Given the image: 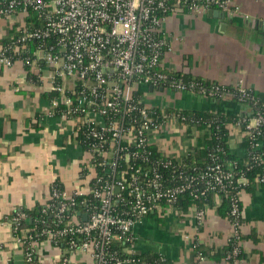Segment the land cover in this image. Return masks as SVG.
<instances>
[{"label":"built area","instance_id":"2783aa9c","mask_svg":"<svg viewBox=\"0 0 264 264\" xmlns=\"http://www.w3.org/2000/svg\"><path fill=\"white\" fill-rule=\"evenodd\" d=\"M214 8L227 14L238 10L232 0L0 3V19L30 12L36 16L35 23L23 20L12 36L0 43V68L20 62L47 83L46 91L53 94L52 112L80 137L84 159L79 175L87 180L84 190L75 189L71 194L60 184H51L48 200L40 205L42 212L52 217V224L45 223L38 231L18 228L17 221L26 217L23 212L11 217L13 232L21 231L16 237L26 264H36L41 241L61 251L58 264H75L76 254L87 257L89 264L131 263L139 254L134 247L136 225L156 212L179 214L172 206L183 193L194 199L186 214H193L201 226L208 204L199 207L197 201L206 199V194L221 199L230 189L237 190L227 220L230 233L240 238L244 213L239 195L250 183L246 174L256 166L264 167V103L251 88L239 85L227 89L192 78L184 81L178 71L163 66L164 54L172 49L166 31L168 19L179 14L197 16ZM149 87L230 98L243 106L231 129L240 132L246 142L242 154L237 155L246 167L236 170L235 160L222 161L213 150L197 160L188 145L180 146L182 156L168 154L170 142L187 130L186 117L182 109L149 101ZM253 182L256 189L264 186V168L255 173ZM193 238L192 247L196 243ZM115 242L127 243L122 247L125 255L111 250ZM158 255V264H178L167 262L163 253ZM197 258L203 255L199 253Z\"/></svg>","mask_w":264,"mask_h":264},{"label":"crops","instance_id":"0c3cea01","mask_svg":"<svg viewBox=\"0 0 264 264\" xmlns=\"http://www.w3.org/2000/svg\"><path fill=\"white\" fill-rule=\"evenodd\" d=\"M232 1L238 7L236 13L169 18L166 31L172 49L164 54L163 66L224 86L242 85L264 95V0ZM25 17L19 13L0 19V42L7 41ZM32 76L36 77L20 62L0 70V264H26L23 248L12 230L11 217L17 210L46 202L54 182L68 194L87 186V180L79 175L83 148L70 124L52 112L53 94L46 91L47 83ZM147 92L149 101L168 108L243 113V106L230 98H206L151 87ZM187 143L182 135L170 142L166 152L182 156L180 146ZM229 144L236 155L242 154L241 134L235 128ZM242 196L245 258L213 261L207 256L199 259L193 251L190 237L196 243L217 248L230 234L227 218L216 212L221 199L215 196L208 203L201 226H197L193 214L186 212H156L147 217L135 227L136 252H160L178 264H264V186ZM60 255L56 246L41 241L35 259L37 264H58ZM73 260L75 264H89L81 254Z\"/></svg>","mask_w":264,"mask_h":264},{"label":"trees","instance_id":"16d2710c","mask_svg":"<svg viewBox=\"0 0 264 264\" xmlns=\"http://www.w3.org/2000/svg\"><path fill=\"white\" fill-rule=\"evenodd\" d=\"M3 3V2H1ZM25 23H35L36 16L34 13L30 12L25 18ZM4 43V41L0 42ZM2 68H0L1 70ZM28 70V67H26ZM178 76H181L184 81H188L189 79H195L201 81L202 79L191 77L187 73H179ZM32 79H36V77L32 76ZM203 82V81H202ZM208 81L204 80V83ZM227 89L231 88L226 86ZM255 97L259 100V102L264 103V95L260 94L256 91H253ZM264 109V107H262ZM169 110V109H168ZM182 115L186 117V125L187 130L185 132V141H188V146H190V151L194 154V158L200 160L204 158L208 152V150H213V152L219 154L222 158V161H232L235 160L237 162V168L243 169L246 166L243 164V160L234 154L233 150L230 148L229 140L233 137V130L231 129V125L240 119L239 115L223 113L218 111H198V110H184L182 111ZM80 139V137H78ZM192 141V143L190 142ZM82 144V143H81ZM246 142L244 141L242 146H245ZM157 146V145H155ZM155 152V147H153ZM263 165L256 166L254 169L250 170L246 175L248 176L250 183L243 187V194L245 193H253L256 189V186L253 182V177L257 171H262ZM58 183V182H55ZM59 184V183H58ZM237 195V190L230 189L225 195H222L220 204L217 206V214L220 217L231 218L229 213L230 205H231V197ZM243 194L239 195V204L243 207ZM212 194H206L204 200L197 201V205L199 207H203L202 205L208 204L211 202ZM82 197H79V199ZM194 201L193 197L188 193H183L179 199L173 203V208L177 210L179 213L185 212L191 203ZM41 205H36L34 208L29 210H17L15 213L23 212L26 214V217L23 219H19L17 221L18 228L24 229H33L34 231L40 230L45 223L52 224V217L48 213H43L41 210ZM13 216V215H12ZM242 217V222L243 221ZM16 224V223H15ZM17 235H21V231L15 233ZM245 235L241 233L240 238L236 239L232 235L226 238V241L223 245L214 248L208 247L203 244L195 243L193 247V251L195 255L202 254L203 257L207 256L211 258L213 261L225 260L228 262H234L236 260H240L246 257V253L242 247V241L245 239ZM43 238V237H42ZM40 238V239H42ZM240 240V241H239ZM127 243H117L115 242L111 246V250H115L118 256L125 255L122 247ZM237 249L238 251L234 250ZM135 260L131 263L126 264H139L140 261H145L148 264H158L160 262V256L157 253H143L134 256ZM167 262H171V260H167ZM37 264V262H36Z\"/></svg>","mask_w":264,"mask_h":264},{"label":"water","instance_id":"95a60500","mask_svg":"<svg viewBox=\"0 0 264 264\" xmlns=\"http://www.w3.org/2000/svg\"><path fill=\"white\" fill-rule=\"evenodd\" d=\"M208 13H214V14H220L223 15L221 11L217 10V9H210L208 10Z\"/></svg>","mask_w":264,"mask_h":264}]
</instances>
